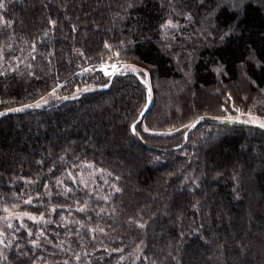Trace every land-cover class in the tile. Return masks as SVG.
Returning <instances> with one entry per match:
<instances>
[{"label":"trees","instance_id":"16d2710c","mask_svg":"<svg viewBox=\"0 0 264 264\" xmlns=\"http://www.w3.org/2000/svg\"><path fill=\"white\" fill-rule=\"evenodd\" d=\"M4 3L0 264H264V0Z\"/></svg>","mask_w":264,"mask_h":264},{"label":"rangeland","instance_id":"374dc122","mask_svg":"<svg viewBox=\"0 0 264 264\" xmlns=\"http://www.w3.org/2000/svg\"><path fill=\"white\" fill-rule=\"evenodd\" d=\"M120 68L122 67L114 65V64H108L103 68V72L106 75H110V73L113 70L115 69L118 70ZM132 68H135V67L132 66ZM143 78L150 89L149 98L151 102L152 101L151 98H153L154 96V94L151 95V89L155 90L156 87L153 86L152 75L149 70H145ZM245 85L246 84L243 85L244 87L243 90L246 88ZM226 97L229 98L231 101V97L229 95H227ZM216 113L219 114V117L217 118L222 119V120L247 122V123H251L254 125H258V126H260L261 123H264V118L258 117L255 114H244L242 110H240L239 108H235L233 106V102H230L228 105L226 104V108L222 109L221 113L220 111H216ZM102 173L103 171L99 169H94L88 166L86 167V169L82 168L79 172H77L74 176H72V180L74 181V184L79 185L83 189L92 190L95 184L96 177L98 175H102ZM15 208L17 207L12 206L10 208H7L5 210V213L2 214V216L0 217V237H6L10 235V232L8 230L10 228L9 225H11L12 227L16 224V222L18 223L24 218L35 217L27 212L16 211L17 209ZM41 218L42 217L40 216V217H37L36 219H41Z\"/></svg>","mask_w":264,"mask_h":264},{"label":"water","instance_id":"95a60500","mask_svg":"<svg viewBox=\"0 0 264 264\" xmlns=\"http://www.w3.org/2000/svg\"><path fill=\"white\" fill-rule=\"evenodd\" d=\"M124 75H127V74H126V73L113 72V73L110 75V77H109V82H108V84H106V85H104V86H101V87H99L98 89H99V90H102V91L108 89V88L110 87V85H111V81H112V79H113L115 76H124ZM149 94H150V89H149V87H147V90H146V95H147V98H146V105H145L143 111L140 113L138 120H137L136 122H134V123L131 125V133H132V134H135V127H136V124H137L139 121L142 120V118H143V116H144V114H145V110L147 109L148 105L150 104ZM78 97H79V95H78V96H75V97L66 98L65 101L74 100L75 98H78ZM31 109H32V107H29V108H28V110H31ZM1 117H2V116H0V118H1ZM202 122H203L202 119H199V120L194 121V122L191 123L190 126L188 127L187 132H191L192 130H194V129H195L199 124H201ZM216 123L221 124L222 122H221V121H218V122H216ZM250 126H253V127H255V128L259 129V130H264V127H261V126H258V125L250 124Z\"/></svg>","mask_w":264,"mask_h":264},{"label":"snow or ice","instance_id":"6c2138e0","mask_svg":"<svg viewBox=\"0 0 264 264\" xmlns=\"http://www.w3.org/2000/svg\"><path fill=\"white\" fill-rule=\"evenodd\" d=\"M5 7L4 0H0V9H3ZM26 107H33V105H27ZM34 107H40L39 104L34 105ZM23 109H12V111H22ZM0 115H3V113H0ZM261 127H264V123L260 124ZM27 215V214H25ZM31 219H36L35 217H30ZM142 226V225H141ZM11 227V225H9Z\"/></svg>","mask_w":264,"mask_h":264}]
</instances>
